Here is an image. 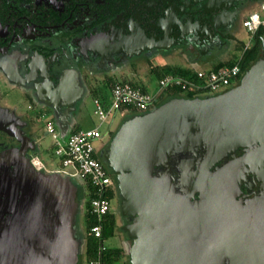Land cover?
I'll return each instance as SVG.
<instances>
[{"label": "water", "instance_id": "water-1", "mask_svg": "<svg viewBox=\"0 0 264 264\" xmlns=\"http://www.w3.org/2000/svg\"><path fill=\"white\" fill-rule=\"evenodd\" d=\"M258 41L263 54L236 86L213 96L171 98L134 115L105 143L106 152L97 154L116 178L122 213L134 216L127 228L134 238L131 264H264V203L237 201L246 171L240 158L216 167L242 148H251L264 163V71L258 70L264 37L257 35ZM52 110L64 138L69 123L56 117L59 107ZM5 112L0 109L2 116ZM7 116L14 124L4 122L0 131L19 147L0 154L1 207L9 213L0 232L2 263L78 264V187L64 174L37 170L31 160L35 142L13 112ZM195 149L204 155L189 159ZM173 156H179L175 183L168 170L154 175L156 167L170 166Z\"/></svg>", "mask_w": 264, "mask_h": 264}, {"label": "flooded vegetation", "instance_id": "flooded-vegetation-1", "mask_svg": "<svg viewBox=\"0 0 264 264\" xmlns=\"http://www.w3.org/2000/svg\"><path fill=\"white\" fill-rule=\"evenodd\" d=\"M257 1L261 0H0V86L19 89L23 102L28 101L26 113H14L24 126L28 113L44 123L54 120L49 109L58 107L56 117L71 120L80 102L89 95L90 87L83 78L92 73L104 78L132 61H171L176 52L190 59L186 69L192 70L210 54L231 53L230 45L238 44L233 31L242 22L245 8ZM1 108L6 109L0 105ZM66 109L68 114L63 115ZM12 111L8 108L6 116L0 113V122L14 124L13 118L7 116ZM22 131L28 136L27 129ZM110 137V130L103 132L102 142H109ZM16 147L18 142L0 131V154ZM103 152L105 147L97 154ZM245 153V149H238L216 167L234 158L242 159ZM203 155V151L195 149L187 157L194 160ZM178 158L171 157L170 166L156 167L154 175L168 170L175 183ZM251 167L256 172L245 165L237 185L236 199L242 206L249 200L264 203V164ZM111 179L115 195L110 211L115 215L114 206L121 195L116 178ZM3 202L1 197L0 232L7 226L9 216L6 209L2 210ZM122 203L121 197L118 218L126 222L122 229L133 242L127 228L134 216L122 213Z\"/></svg>", "mask_w": 264, "mask_h": 264}, {"label": "built area", "instance_id": "built-area-1", "mask_svg": "<svg viewBox=\"0 0 264 264\" xmlns=\"http://www.w3.org/2000/svg\"><path fill=\"white\" fill-rule=\"evenodd\" d=\"M241 27L251 36L256 35L260 28L264 29V0L259 2L258 11L251 12L242 20ZM195 74L196 81H190L177 75H166L157 82L155 94L143 92L128 82H117L110 89L107 106L98 99L93 100L94 114L99 121L98 125L75 132L67 131L64 138L53 121L45 122L46 134L50 135L54 141L53 153L59 161L58 169L53 172L89 182L95 191V198L90 203V212L98 220L110 212L111 204L106 194L114 188L111 175L97 158L98 150L106 143L102 142L103 132L100 126L113 118L117 112L131 113V109H134L138 114H142L150 111L155 107L158 95L168 88L181 91L194 90L198 94L200 93V96L214 95L236 86L243 75L239 63L217 70L195 71ZM62 139H65L64 143L61 142ZM31 160L33 166L40 170L42 164L38 160ZM101 230L100 225H94L90 232L94 238L98 239L101 237ZM89 264L101 263L98 260H92Z\"/></svg>", "mask_w": 264, "mask_h": 264}, {"label": "rangeland", "instance_id": "rangeland-1", "mask_svg": "<svg viewBox=\"0 0 264 264\" xmlns=\"http://www.w3.org/2000/svg\"><path fill=\"white\" fill-rule=\"evenodd\" d=\"M259 9V1L254 2L253 4H250L249 7L245 8V11H247V14L245 13L244 16L242 17V20L245 19L247 15L250 14V12H255L258 11ZM243 15V13H242ZM233 35L235 39L238 41L249 44L250 40L249 37L246 33V31L241 27V23L239 24L237 31H233ZM252 45V44H250ZM236 49H234V52L232 50V47L234 48V45H230L229 52L224 53L227 54L223 57V59H229L233 60L235 59L240 51H242L241 48L238 47V44L235 45ZM262 47V46H261ZM252 46L250 47V49ZM161 53V54H165ZM176 54V55H175ZM262 48L259 50L258 57L262 56ZM189 58L185 57L183 54H180V52L174 53V58L171 59V61L168 60H156V61H146V60H136L132 61L131 65H126V66H120L116 68L112 73H110L107 76H104V78L101 76V74H96L92 73L88 75L87 77L83 78V82H85L87 87H90V90L88 91V96L84 97L83 100L80 102L79 106V119H78V124L81 128H89L92 126H97L99 121L94 114V105H93V96L92 92L95 91L97 88L103 89L106 83H108L109 80L113 81H129L136 83L137 85L145 86L150 93H156L157 90V81L152 77V69L162 67L165 65H169L171 67H180V68H186L190 66L188 64ZM188 65V66H187ZM202 66V67H201ZM201 69L207 70L208 67L205 65H201ZM193 70V69H192ZM201 71V70H198ZM1 97H4V100L0 102L2 107L5 108H10V109H15L16 108V114L18 116H21V113H26L27 110V105L29 104L28 101L25 100L26 103L23 102L22 96L20 95L19 89H9L8 86L1 85ZM225 92V91H224ZM222 92H219L217 94H221ZM107 96H109V91L106 92ZM214 94V95H217ZM204 96H213V95H202V96H196V97H204ZM108 98V99H109ZM169 100V96H163L161 100L159 101L158 104H162L163 102H166ZM31 104H33L31 102ZM29 106V105H28ZM51 112L52 110L49 109ZM34 122L32 124H35L37 131H42L44 128L45 123H43L42 120H39V117H34L33 115H29ZM132 117L131 114H127L124 116L121 112H117L115 116L111 119H109L105 124L100 126V129L102 132H105L107 130H110V136L112 137L116 130L119 128V126L126 120H129ZM123 118V120H122ZM122 120V121H121ZM37 121H40L37 123ZM35 126H24L21 127V130L24 128V130L28 128H34ZM40 135V138L42 137L40 141V147H38L39 151V159L40 161H43L44 164H42L40 171L44 173H52L54 170L53 169H58L59 167V161L58 159L54 156V153L51 150L48 152H45L47 149L51 148L54 141L51 138L50 135H46L44 132H42ZM110 137V138H111ZM98 146V144H97ZM96 146V147H97ZM54 156V157H53ZM32 159H37L33 157ZM73 182L77 185L78 187V211L75 217V223H76V237L78 238V244H79V258H78V264H86L85 258H84V251H85V244H84V236H85V227L83 223V218H84V200H83V194L82 190L80 191L79 186H83V181L80 179H73ZM121 198V196H120ZM120 198L117 199L116 205L114 206V211H115V219H116V229L114 236L106 241H104V245L106 247H118L123 250V257L121 259L120 264H131L130 259L128 256L129 252V242L130 239L128 235L123 231L122 227L126 223L121 218H118V214L120 213V205L119 201Z\"/></svg>", "mask_w": 264, "mask_h": 264}, {"label": "trees", "instance_id": "trees-1", "mask_svg": "<svg viewBox=\"0 0 264 264\" xmlns=\"http://www.w3.org/2000/svg\"><path fill=\"white\" fill-rule=\"evenodd\" d=\"M259 35L260 37L264 36V29L260 28L256 35L251 37V46L252 48H246L243 50L240 59L237 60H230L225 63L219 64L213 68V70H217L221 67L225 66H233L236 63H239L244 68V72L247 70L249 66H251L259 57L258 53L259 50L262 48L261 42H256V36ZM152 77L158 82L160 79L165 77L166 75H177L184 77L190 81H196V74L195 71L186 68L180 67H171L169 65H165L162 67L152 69ZM240 81V79H239ZM238 81V83H239ZM117 82H128L133 86L141 89L143 92H148L145 86L137 85L136 83L129 82V81H113L109 80L108 83L105 84L103 89L97 88L95 91L92 92L93 100L98 99L103 105L107 106L109 99H107L106 92L112 88V86ZM110 95V94H109ZM201 94L195 92L194 90L188 91H181L180 89H166L164 92H161L160 95L156 98L155 102L161 100L163 96H169V99L175 97H184V98H193L196 96H200ZM131 115H138L134 109H131ZM111 132V131H110ZM80 191L82 190V196L84 200V218L83 223L85 227V236H84V244H85V251H84V258L86 264H89L92 260H98L101 264H120L121 259L123 257V250L118 247H106L104 245V241L112 238L115 233L116 229V219L115 215L110 211L106 215H104L100 220L90 212V203L91 200L95 198V191L87 182L83 180V186H79ZM114 188L106 194V197L111 200L114 198ZM94 225L101 226V237L94 238L91 234L90 229Z\"/></svg>", "mask_w": 264, "mask_h": 264}, {"label": "crops", "instance_id": "crops-1", "mask_svg": "<svg viewBox=\"0 0 264 264\" xmlns=\"http://www.w3.org/2000/svg\"><path fill=\"white\" fill-rule=\"evenodd\" d=\"M252 12V11H251ZM250 12V13H251ZM246 14H247V11L245 12ZM248 35V37H249V40H250V43L249 44H245V43H242V42H240V41H238L237 40V42H238V47L239 48H241L242 49V51H240L237 55V57L235 58V59H233V60H239L240 59V57H241V55H242V52H243V50L244 49H246V48H249L251 45V35H249V34H247ZM264 37V36H263ZM234 49H236V46H234V48H233V52H234ZM227 56V54H223V55H215V54H210L209 56H208V58L206 59V60H204L200 65H197V66H195L196 68L195 69H193V71H198V70H201V71H208V70H213V68L215 67V66H217V65H219V64H222V63H225V62H227V61H230L229 59H223V57L224 56ZM201 65H205L206 67H208V69L207 70H204V69H201ZM235 65V64H234ZM201 66V67H200ZM225 66V65H224ZM110 94V93H109ZM0 95H1V93H0ZM108 98H109V96H107ZM2 98V100H4V97H1L0 96V99ZM107 98V99H108ZM2 100H0V102L2 101ZM1 105V104H0ZM37 105H39L38 103H37ZM6 109H8V108H6ZM79 109H80V106H78V111L76 112V113H74V115H72V119L71 120H66L68 123H69V127H68V131L69 132H75V131H79V130H83V129H88V128H81L80 126H79V124H78V119H79ZM16 108L15 109H13V113H16ZM122 114H124V116H126L127 114H131L130 112H121ZM21 115H22V113H21ZM35 117V116H34ZM53 120V119H52ZM52 120H47V121H52ZM34 122V120H32L31 118H29L28 117V119H26L25 120V122H26V126H35V124H32L33 122ZM40 121H37V123H39ZM46 122V121H45ZM44 122V123H45ZM53 122H54V120H53ZM56 125V124H55ZM56 128H57V130L59 131V128H58V126L56 125L55 126ZM92 127H94V126H92ZM92 127H89V128H92ZM42 132H44L45 134H46V131H45V128H43V130L42 131H37V128H36V126L32 129V128H28L27 129V133H28V137L30 138V140H32L33 142H35V146L37 147V149H38V147H40V141H41V139H42V137L40 138V135L39 134H41ZM47 135V134H46ZM61 142L62 143H64L65 142V139H62L61 140ZM53 149H54V143H53V145H52V147L51 148H49V149H47L45 152H48L49 150H51V153H52V151H53ZM49 153V152H48ZM39 151L37 150V152H36V154L33 156V157H35L41 164H44V162L43 161H40V159H39ZM54 157V156H53ZM53 170H55V169H53Z\"/></svg>", "mask_w": 264, "mask_h": 264}, {"label": "bare ground", "instance_id": "bare-ground-1", "mask_svg": "<svg viewBox=\"0 0 264 264\" xmlns=\"http://www.w3.org/2000/svg\"><path fill=\"white\" fill-rule=\"evenodd\" d=\"M258 70H259V72H263V71H264V64H262L261 67H260ZM0 123H1V122H0ZM3 124H5V123L2 121L1 125H3ZM249 150H252V149H251V148H250V149L247 148V151H246L245 155H246L247 153H251L250 156H249V158H248V160H250L251 162H249V161L247 160V158L244 157V158H242V159L240 160V162H242V165H243V166H245V165H257L258 163H259V164L263 163V162L259 161V160L256 158L255 155H253L254 152H251V151H249ZM245 155H244V156H245ZM240 162H239V163H240ZM239 163H238V164H239ZM263 164H264V163H263ZM239 165H240V164H239ZM2 261H3V256H2Z\"/></svg>", "mask_w": 264, "mask_h": 264}]
</instances>
